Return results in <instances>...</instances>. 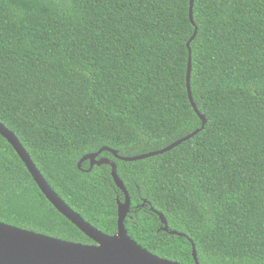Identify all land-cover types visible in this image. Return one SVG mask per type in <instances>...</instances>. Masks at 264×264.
Listing matches in <instances>:
<instances>
[{
  "label": "trees",
  "instance_id": "16d2710c",
  "mask_svg": "<svg viewBox=\"0 0 264 264\" xmlns=\"http://www.w3.org/2000/svg\"><path fill=\"white\" fill-rule=\"evenodd\" d=\"M0 0V123L91 226L180 264H264V0ZM190 60V63H189ZM152 209L164 216L169 231ZM0 222L93 244L0 135ZM190 240V241H189Z\"/></svg>",
  "mask_w": 264,
  "mask_h": 264
},
{
  "label": "water",
  "instance_id": "95a60500",
  "mask_svg": "<svg viewBox=\"0 0 264 264\" xmlns=\"http://www.w3.org/2000/svg\"><path fill=\"white\" fill-rule=\"evenodd\" d=\"M193 3L194 0H190L189 18L191 21H193ZM189 78L190 65L187 70L186 88L191 106L202 121L200 130H203L206 120L204 116L199 114L193 102L190 92ZM199 131H196L192 135H189L158 152L135 157L121 158L118 156L116 151L104 147L98 152L87 154L80 159L77 164L78 169H80L81 165L86 161L89 162V170H91L94 166H110L112 179L118 189H120L124 194V202H118L117 206V234L114 236H107L91 226L79 214L70 209L61 198L58 197L36 168L30 156L20 144L16 136L0 123V135L13 147L41 193L62 216L69 220L90 241L93 242L91 245L68 242L32 231L19 229L0 222V264H180L178 262L159 258L142 248L137 242L127 236V232L124 227V220L130 210V198L128 192L117 175L116 164L113 161L100 158L99 156L102 152H109L116 159L121 161H140L164 154L176 148L183 142L190 140ZM152 211L159 217L160 222L163 225L162 231L169 233L170 235L185 237L183 234L175 231H169L168 224L164 216L153 209ZM190 243L192 246L194 264H199L195 245L192 241H190Z\"/></svg>",
  "mask_w": 264,
  "mask_h": 264
},
{
  "label": "flooded vegetation",
  "instance_id": "af4514ba",
  "mask_svg": "<svg viewBox=\"0 0 264 264\" xmlns=\"http://www.w3.org/2000/svg\"><path fill=\"white\" fill-rule=\"evenodd\" d=\"M99 158V157H98ZM81 169V168H80Z\"/></svg>",
  "mask_w": 264,
  "mask_h": 264
}]
</instances>
